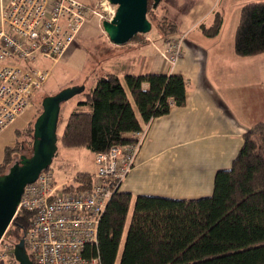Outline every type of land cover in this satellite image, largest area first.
<instances>
[{
	"label": "trees",
	"instance_id": "obj_1",
	"mask_svg": "<svg viewBox=\"0 0 264 264\" xmlns=\"http://www.w3.org/2000/svg\"><path fill=\"white\" fill-rule=\"evenodd\" d=\"M149 11L156 15L148 6ZM161 11L156 27L166 41L178 26L165 8ZM222 24L223 15L215 12L211 24H201L200 30L214 37ZM139 35L144 34H135L125 44ZM233 47L241 57L264 52V1L241 7ZM123 82L116 74L105 73L88 92L84 89L58 139L61 147L105 152L112 145L130 142L128 134L140 130L143 123L185 104L186 80L179 74H125ZM31 149L17 138L6 146L0 175L15 155ZM76 175L74 188H89L91 173ZM31 217V212L18 210L1 241L11 240L14 246ZM97 241L101 264H264V123L243 134L231 166L216 171L210 196L175 199L115 191L101 216ZM8 264L18 263L13 257Z\"/></svg>",
	"mask_w": 264,
	"mask_h": 264
},
{
	"label": "crops",
	"instance_id": "obj_2",
	"mask_svg": "<svg viewBox=\"0 0 264 264\" xmlns=\"http://www.w3.org/2000/svg\"><path fill=\"white\" fill-rule=\"evenodd\" d=\"M7 1L0 0V11ZM80 1L94 5L100 0ZM260 1L264 0H163L169 16L172 10L180 13L179 22L170 18L178 26L179 37L173 39L181 44L176 65L172 69L167 66L163 72L179 74L186 80L185 104L172 106L167 114L147 122L145 138L120 191L136 196L133 192L148 187L155 189L157 195L175 199L211 195L216 171L231 166L243 143V134L255 124L264 123V52L246 57L236 55L235 30L225 32L228 12L236 15L243 5ZM215 12L223 15L221 30L214 37H206L200 25H210ZM237 22L238 19L235 29ZM147 35L120 46L105 42L101 63H107L108 68L99 76L114 73L124 84V75L131 73L120 72L124 65L121 60L134 53L139 60L148 61ZM150 56L152 69L147 73L158 72L163 67L162 58ZM82 99L83 95L79 101ZM21 130L14 129L15 135Z\"/></svg>",
	"mask_w": 264,
	"mask_h": 264
},
{
	"label": "built area",
	"instance_id": "obj_3",
	"mask_svg": "<svg viewBox=\"0 0 264 264\" xmlns=\"http://www.w3.org/2000/svg\"><path fill=\"white\" fill-rule=\"evenodd\" d=\"M107 3V4H106ZM115 7L99 1L8 0L0 11V134L33 106L51 67L74 42L89 15L110 20ZM173 68L181 56L180 40L167 39L156 48ZM51 61L50 67L42 61ZM128 134L130 142L94 153L96 170L89 188L76 190V174L56 183L48 167L24 186L17 211L32 213L25 232L26 252L33 264H101L98 226L113 193L135 163L146 126ZM2 240V238H1ZM0 240V264L13 258V246Z\"/></svg>",
	"mask_w": 264,
	"mask_h": 264
},
{
	"label": "rangeland",
	"instance_id": "obj_4",
	"mask_svg": "<svg viewBox=\"0 0 264 264\" xmlns=\"http://www.w3.org/2000/svg\"><path fill=\"white\" fill-rule=\"evenodd\" d=\"M112 6L116 8L115 5ZM162 8L163 5L161 4L155 9L156 15L153 14L151 11L147 13L148 20L151 23V30L144 35H139V37H143L148 34L147 36H149L150 38L149 44L146 47L150 50V53L148 52V56L146 55L148 57V61L143 62L142 60H139L138 55L131 53L126 58L121 60V61L124 60L123 61L124 65H122L123 68L120 71V72L123 71V74L147 73L149 70L152 69L149 60L152 61L153 57H151L150 55L160 56L156 48L163 49L165 47V41L162 40V36L157 31L156 26L160 22ZM236 13L237 14L235 15L233 11L232 12L230 11L226 14L225 32L229 31L230 33H232L235 30L236 21L239 15L238 12ZM170 16L177 22L180 21L179 20L180 13L174 12L172 10V12H170ZM178 35L179 33L174 34L172 37L169 38L170 39L178 38L179 37ZM108 41L109 39L105 31L103 30L101 23L98 21L97 17L93 15L90 16L88 15L79 37L75 39V41L67 49L65 55L60 59V61L57 64H55L56 63L55 62L53 68L51 67L52 73L47 79L44 86L42 87L40 93L36 96L33 106L27 108L20 115L19 119L16 121V123L13 125L12 128L0 134V162L2 161L4 156V148L6 146L12 145L15 138L18 139V143L24 144L26 149L32 147L31 142L33 139L32 137L33 123L35 121L36 116L40 112H38V114L35 117L33 116V113H35V109L37 111L39 110L41 106V100L44 96L53 95L62 89L72 86L84 85L85 92H88L92 87H94L96 78L99 76L100 72L108 68L107 63H105L104 65L101 63L102 62L101 57L103 56L102 54L104 51L102 47L104 43ZM41 64L50 67L51 61L45 60L44 62L42 61ZM162 65L163 67L158 72H153V73H164L163 71L165 70V68H167L168 65L163 60H162ZM254 76L258 77V74L255 73ZM120 78L122 80V76H120ZM81 96L82 95L80 93L61 104L60 116L57 126L58 139L60 138L63 132L68 113L80 100ZM129 101L133 109L136 111L135 105L132 103L130 97H129ZM24 127L26 128L24 129ZM14 129H20V130L22 129L20 131V135L16 136ZM57 146H58L57 151L52 160V163L49 166L53 172L54 180L56 183L67 181L70 177L80 172L92 173L96 170V164L94 161L93 152H91L87 148H81V149L63 148L60 146L59 140L57 141ZM29 152L26 151L25 153H21V154H25L29 156L31 153ZM18 158L19 156L15 155L9 165H11ZM7 168L5 169V172ZM140 191L141 192H133V193H135L134 195L144 194V195L161 196V195H157V191L155 189H149L148 187L147 188L142 187ZM130 212H131V208L128 213L126 226L128 225L130 220ZM4 242H6L9 246H11L12 243L11 240L5 239ZM2 262L8 264L9 261H2Z\"/></svg>",
	"mask_w": 264,
	"mask_h": 264
},
{
	"label": "water",
	"instance_id": "obj_5",
	"mask_svg": "<svg viewBox=\"0 0 264 264\" xmlns=\"http://www.w3.org/2000/svg\"><path fill=\"white\" fill-rule=\"evenodd\" d=\"M160 0H152L155 8ZM115 5L110 20L101 25L108 39L115 45H124L135 34L151 30L147 18L148 0H108ZM84 85L72 86L41 100V112L35 118L32 133V149L29 156L19 155L6 172L0 175V240L17 212V206L26 184L33 182L39 173L47 169L57 151V126L61 104L82 93ZM13 256L18 264H33L26 252L22 237L13 246Z\"/></svg>",
	"mask_w": 264,
	"mask_h": 264
},
{
	"label": "flooded vegetation",
	"instance_id": "obj_6",
	"mask_svg": "<svg viewBox=\"0 0 264 264\" xmlns=\"http://www.w3.org/2000/svg\"><path fill=\"white\" fill-rule=\"evenodd\" d=\"M163 3V0H160L159 1V3L156 5V7L155 8H152V0H148V6L151 8V9H153V10H155L159 5H161Z\"/></svg>",
	"mask_w": 264,
	"mask_h": 264
}]
</instances>
